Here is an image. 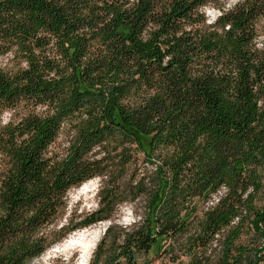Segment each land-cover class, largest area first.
Returning <instances> with one entry per match:
<instances>
[{
    "label": "trees",
    "instance_id": "obj_1",
    "mask_svg": "<svg viewBox=\"0 0 264 264\" xmlns=\"http://www.w3.org/2000/svg\"><path fill=\"white\" fill-rule=\"evenodd\" d=\"M73 4L0 0V39L20 42L18 50L29 60L27 71L0 70V100L25 110L18 117L23 130L18 125L0 135V264H30L71 233L98 224L93 217L103 209L49 229L65 214L68 193L85 183L66 188L69 179L108 171L147 194L146 215L121 244L110 225L89 264H153L155 248L172 264H264V110L256 105L264 98V60L254 63L244 51V14L232 17L239 38L221 41L209 34L200 37L198 51L191 36L160 42L186 15L187 0H139L133 10L112 9L101 33L76 38L83 21ZM148 19L161 28L140 41ZM38 29L47 35L29 44ZM97 35L106 56L81 70L77 57ZM50 36L59 37L52 50ZM33 46L43 50L39 57ZM165 55L173 57L167 65ZM197 56L228 57L225 64H236L237 78L208 73L189 79L188 65L198 63ZM53 69L59 79H45ZM156 70L168 72L163 94L138 104L133 89ZM33 98L49 101L50 114L27 111ZM17 132L30 133L19 146ZM64 134L66 147L54 153ZM96 145L101 147L93 152ZM221 184L229 188L225 195L217 193ZM111 198L107 190L104 199ZM241 236L244 242L235 244Z\"/></svg>",
    "mask_w": 264,
    "mask_h": 264
},
{
    "label": "clouds",
    "instance_id": "obj_2",
    "mask_svg": "<svg viewBox=\"0 0 264 264\" xmlns=\"http://www.w3.org/2000/svg\"><path fill=\"white\" fill-rule=\"evenodd\" d=\"M168 3H171V0H168ZM187 3L190 5V8L186 15L175 19L177 27L170 30L168 36H161V43L172 37L191 36L193 46H196L199 51L200 37H207L209 34H218L217 39L221 41L225 40L228 35H232L233 39H237L241 36V31L234 28L232 17L243 13L247 19V24L243 31L248 34V42L244 46V51L248 55L254 56V63L256 59L264 60V0H187ZM66 4H68V0H58L57 6H64ZM138 4L139 0H82V2L74 0L75 16L82 20L83 23L78 26V31L72 34L73 38L89 35L91 32L101 33L105 26L113 19L115 13L112 9H116L119 12H127L133 10ZM108 5H111V8ZM158 12V8L154 9L150 15H156ZM96 17H99V19H95ZM160 28L161 25L159 23L148 19L143 31L139 33L136 39L140 41L150 39L151 33L157 32ZM41 35L47 34L44 33L43 29L36 30L33 38L28 43L32 44L33 39ZM57 39L59 37L50 36L51 43L49 44V50H52V45L56 43ZM19 43L15 40L5 41L0 39V70L4 73L14 75L17 72L29 70L28 57L18 50ZM32 51L39 57L43 50L33 46ZM105 56L106 53L101 46L100 36L97 35L96 41L89 43L83 56L77 57V59L81 60L79 67L83 70L87 67L89 61L94 62L97 59H103ZM172 58V55H165L163 57V64L167 65ZM196 60L198 63L188 65L187 75L189 79H192L194 75L203 77L208 73L214 76L217 74L219 76L229 74L233 79L238 76L236 64H225L228 57H225L224 61H216L204 60L203 56H197ZM197 67H199L200 71L194 73L193 69ZM68 71L70 72L71 69H68ZM171 71L178 72L179 70L173 65ZM166 76H168V72L156 70L148 82H139L138 87L133 89L138 104H147L152 98L161 96L167 86ZM44 78L48 80L59 79L56 76L55 69L48 72ZM187 86L190 87V85ZM181 87L185 86L181 85ZM105 95L107 96L108 93L105 92ZM26 104L27 111L33 115L50 114V111L46 113L45 109H50L52 106L49 101L38 103L36 98L26 101ZM256 105L258 110H264V107H262L264 105V98L258 99ZM24 114V104L9 106L3 100H0V135H3L9 128H16L18 125L19 129L23 130L24 125L20 122L18 116L22 118ZM81 119H86V117L81 116ZM29 136L30 133L20 136L19 132H17L16 145L19 146L22 142H26ZM99 147L101 146H94L93 152ZM48 155H51V153H48ZM103 155V152L99 154V156ZM99 156L93 158L99 159ZM87 180L97 182V195L94 197V203L90 208L86 209H81L77 205L74 208V212H83L84 216H89L92 213H96L97 209H103V212L99 213L98 217H93L94 222L110 223L112 232L118 237L117 244L123 243L125 236L136 228H139L143 223L146 215L144 205L147 200V194L133 190L132 184L135 183L134 181L127 182L125 179L118 178L112 171L94 172L75 181L69 179L66 188L71 187L73 184L84 183ZM144 183L147 185L148 181L145 180ZM107 190H111L112 192L110 201L104 199ZM228 192L229 188L225 184H221L217 189V193L220 195H225ZM214 200L215 194H212L208 203ZM238 219V217L233 219L231 223L236 224ZM74 221L75 217L73 218ZM243 242V236L234 241L235 244ZM212 247H216L215 243L212 244Z\"/></svg>",
    "mask_w": 264,
    "mask_h": 264
},
{
    "label": "rangeland",
    "instance_id": "obj_3",
    "mask_svg": "<svg viewBox=\"0 0 264 264\" xmlns=\"http://www.w3.org/2000/svg\"><path fill=\"white\" fill-rule=\"evenodd\" d=\"M66 144H67V137L64 134L57 140V142L53 145L51 150L54 153H58L66 147ZM85 184H88V186L91 187V190L86 195L79 194L80 189L83 187L84 184H82L81 186L77 188L72 189L68 193L67 208H66L65 214L61 216V218H59V220L55 223V225L51 226L49 229L54 228L58 230L61 226L66 225L67 222L71 220L73 222L74 217H75V221L73 223H76L77 221L80 220L82 216H84L83 212H79V213L74 212V208L77 205H79L81 209L90 208V206L94 203V197L97 195V182L96 181L89 180L85 182ZM109 226H110V223L100 222L94 226L85 228L84 230H96L98 228L104 227L105 232H106ZM81 230L83 231V229ZM75 232L73 233L78 234L80 230L75 231ZM73 233L68 235L65 239L70 238L72 235H74ZM63 241L49 248L42 256L34 259L30 264H79V258H80L79 253L73 254L71 256L66 253H54L52 249H56L60 247V244H62ZM156 250L157 248H155L150 254V257L153 258V264H172L169 261V259H166L161 255L156 256L155 255ZM182 261H186L185 258H183ZM89 263L90 261H88L87 264Z\"/></svg>",
    "mask_w": 264,
    "mask_h": 264
},
{
    "label": "bare ground",
    "instance_id": "obj_4",
    "mask_svg": "<svg viewBox=\"0 0 264 264\" xmlns=\"http://www.w3.org/2000/svg\"><path fill=\"white\" fill-rule=\"evenodd\" d=\"M90 190L91 187L84 183L79 194L86 195ZM104 233V227L96 230H83L67 238L60 244V247L52 250L54 253H66L70 256L79 253V264H87L91 260L93 252Z\"/></svg>",
    "mask_w": 264,
    "mask_h": 264
}]
</instances>
